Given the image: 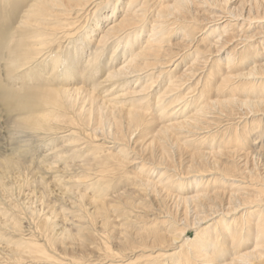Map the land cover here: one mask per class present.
I'll list each match as a JSON object with an SVG mask.
<instances>
[{
  "label": "bare ground",
  "instance_id": "bare-ground-1",
  "mask_svg": "<svg viewBox=\"0 0 264 264\" xmlns=\"http://www.w3.org/2000/svg\"><path fill=\"white\" fill-rule=\"evenodd\" d=\"M110 1L112 0H0L3 3L0 12L7 9L8 13L0 19V25L3 27L5 24L6 28H11L0 47V55L2 56L1 52L6 54L1 62L8 82L21 83L16 86L20 89H13V93L0 84L1 103L9 112L14 110L17 113L12 120L16 138V146L14 143L13 147L16 150L12 151L11 156L0 160V243H3V239L6 242L5 246L0 244V264H89L85 260V254L97 250L95 243L100 239L119 245V250L129 249L133 257L126 258L121 251L114 253L107 248L108 251H103V256L97 253L101 259L90 264H213L220 260L224 261L222 264H264L262 189H251V194L245 195L246 199H241L237 196L240 188L231 183L234 196L228 198L227 208L219 215L224 227L216 221L214 233L208 230L210 224L202 226L209 220L204 216L201 219L196 217L193 226L187 225L194 231L193 238L186 237V232L184 233L183 228L180 229V225L174 224V228L170 220L163 221L167 227L173 228V234L162 233L163 235L156 236L158 239L144 242L135 249L136 243L130 240L125 248H120L125 242L124 233L116 236L110 231H104L109 224L110 214L124 213L125 209L130 208L128 206L132 193L145 189L151 195L158 189L156 181L167 185L171 181L170 176L160 179L163 174H159L155 181L137 176V180L131 182L134 188L128 191L123 188L117 194H107L110 183L108 184L106 175L112 168L111 164L119 165L118 157L109 153L106 148L110 147L103 142L99 143L100 140L96 138L107 127L115 126V116L130 123L136 119L139 122L145 120L147 126L153 124L154 117L165 120L168 124L157 130L160 138L172 137V130L182 127L198 130L201 127L197 124L199 118H206V110H213L212 107L239 103L264 106V91L254 101L234 99V89L229 90L230 94L225 100L221 98L234 79L231 71L235 70L236 65H245L260 58L255 53L252 59L244 56V52L237 53L236 46L226 53L224 59L217 61V68L222 73L216 71L217 73L211 72L206 76V82L198 92V100H195L197 103L192 100V96L200 78L196 88L189 89L182 96L178 93L183 88L181 76L188 71L185 70L178 76L180 78L174 76L169 69L163 71L171 65L168 56L172 53L170 44H163L173 32L171 25L176 24H170L169 20L173 17L175 19L180 11L186 14L194 3L198 2L206 7L200 0H127L123 11L120 3L115 5ZM229 1H205L209 4L206 7L210 13L206 23L208 28L190 26L186 29L183 26L184 30L180 31L183 33V41L190 40L193 32L199 29L201 34L207 32L200 42L206 40L210 45L209 49L218 47L217 52H221L225 45L233 44V39L240 36L237 32L243 31L244 26L250 28L252 23L257 22L258 11L264 17V0L241 1V9L237 12L226 8ZM244 2L246 7L242 5ZM90 5L92 6L88 9ZM107 5L109 10H101ZM184 14L181 17L183 20ZM100 15L101 18L97 21L95 18ZM92 17L94 19L91 23L88 20ZM86 20L88 28L84 30ZM82 31L84 40L76 42ZM214 37L217 38L215 41ZM110 48L112 51L107 64H100ZM193 52L190 53H193L190 55L193 62L203 59L198 48H194ZM261 53L264 55V47ZM193 62L189 67L194 66ZM40 63L43 64L41 75L23 74L30 65L40 67ZM251 64L241 79L249 81L251 88L256 85L255 88L261 86L264 90V56L259 62ZM104 71V76L99 77V73ZM156 72L158 73L154 76ZM130 81L136 83L130 87ZM212 82L214 86L211 85ZM25 85L28 93L34 89L47 91L26 98L27 95H23L21 91ZM211 86L214 90H208ZM124 88L126 89L123 90ZM251 88L249 91H256ZM213 92L219 99L213 98ZM10 105L13 109L9 108ZM176 107L178 109L171 113ZM191 110L192 114L186 120L176 124L169 122ZM56 136H59V140L55 142ZM256 137L264 139V134L257 133ZM38 142L46 147L50 162L44 164L45 160H41V165L32 167L24 164L20 159L23 153L32 147L31 143L36 145ZM258 142L256 140L248 146L250 153L258 152L253 150ZM74 172H84L85 177L81 175L83 181L64 179L67 174ZM193 182L197 186L196 194L192 198L181 199L180 203L184 206L191 200H203L206 188L215 181L208 177L205 181ZM81 184L87 185L85 193L78 191ZM201 187L203 188L198 191ZM62 203L68 209L64 210ZM57 206L60 207L56 209ZM202 207L205 209L207 205ZM239 212V219L228 221ZM254 212L257 219L251 223L245 216ZM97 221L100 222L98 226ZM23 223L27 224L26 228L22 227ZM230 223L232 226L228 225ZM243 225L247 226L255 238L253 249L249 252H246L248 249L239 251V238L244 233ZM249 233L245 232V246H248V240L250 242ZM3 234L12 237L8 239ZM213 234L215 235L212 236ZM139 252L147 255L142 256L143 259L138 258L136 254Z\"/></svg>",
  "mask_w": 264,
  "mask_h": 264
},
{
  "label": "rangeland",
  "instance_id": "rangeland-1",
  "mask_svg": "<svg viewBox=\"0 0 264 264\" xmlns=\"http://www.w3.org/2000/svg\"><path fill=\"white\" fill-rule=\"evenodd\" d=\"M172 1L173 0H171V2ZM205 1L200 0V2L208 7L209 4H206ZM241 1L245 0H230L226 8L234 12L240 11ZM110 2L115 5L120 3V9L123 11L127 0H112ZM242 5L246 7L245 2ZM2 6L3 3L0 2V8ZM91 6L92 5H90L88 9H90ZM206 7H203V5L197 2V4L194 3L190 7L186 14H184V11H180L181 13L178 16H176L177 12L173 14L176 16V18H171L169 23L172 24L173 22L176 24L171 25L174 28L173 32L170 34V38H168L167 42L163 44H170L171 46L170 50L172 53L168 56L170 57L168 60H170L171 63L169 64L171 65L164 68L163 71H167L169 69L172 71L174 76L177 77L181 76L185 70L188 71V73H184L185 75L183 74L184 76H181L182 78L180 82L183 84V88L180 89L178 93H180L182 96L187 93L189 89H195L196 83L200 78L201 81L196 88L198 91L196 90L192 96L193 101L198 100V92L202 90V84L204 81L206 82V76L211 72L217 73L220 71V73H222L221 70L217 68V61L224 59L227 55L226 53H229L231 49L236 46L237 53L241 52L240 54H243L244 52L243 55L250 59H252V56L255 53L258 54L257 56L260 58L257 57L258 60L256 58L254 62L251 60L245 65L242 63L240 65L239 63L236 65L235 70L233 69L231 71L234 81L232 80L230 82L228 86L229 89L225 90V94L223 93L221 98H224L222 100H225L230 94L229 90L234 89L232 92L234 99L242 101L246 99H250L251 101L256 100L257 95L261 94L264 90H262L261 86H257L258 88H255L256 85L252 86L251 88V84L248 83L249 81L241 79V77H243L248 71V67L251 63V66L254 65V63H257V61L259 62V59L261 60V57L264 56L263 53H261V49L264 47V17L261 15L262 12L258 11L259 17L257 22L252 23L250 28L244 26V28H242L243 31L237 32V34L239 33L238 35L240 36L233 39V44L231 43L229 45H225L226 47H223L221 52H219L220 50L217 52L218 47H211V49H209L210 45L208 41L204 40L200 42V39L206 35L207 32L201 34L199 29H196V31L193 32V36H191L190 40L187 41H183V33L180 32L184 30L183 26H185L187 29L190 26H192V28H198L199 26L202 27L208 25L206 23L207 19H209L210 13ZM101 10H109V6L107 5ZM5 14H8L7 9L4 12H0V19L5 17ZM183 14L185 15L184 20L183 18L181 19ZM100 18L101 15L100 17L97 16L95 19L98 21ZM93 19L94 18L92 17L88 21L92 23ZM88 21L86 20V23ZM2 26L3 27L0 25V47L4 44V40H6V37L11 29L6 28L5 24ZM87 28L88 23L86 24L84 30ZM206 28H208V26H206ZM232 28L233 27H230V29ZM83 31L81 32V35L78 36L76 42L84 40L82 38V35H84ZM193 38L195 40H193ZM213 39L215 41L217 38L214 37ZM243 39L249 41L245 42ZM194 48H198L201 51L200 53L203 56V61L200 59L198 62H193V59L190 55H193ZM163 49L165 50V47H163ZM111 51L112 48H110L108 54L103 57L105 60L100 62V64H107V60L109 59ZM191 52L193 53L190 54ZM1 53L0 84H2V87L4 86L3 88H7L10 93H13L20 89L16 86L21 83L18 82L14 84V82H8L5 67H3V63L1 62L3 61V58L6 54L5 52ZM192 62L195 63L194 66L189 67ZM40 64V67L37 65H30L23 74L27 73L28 76L41 75L40 69H42L43 64ZM112 66L114 65L112 64ZM189 71H191V73ZM104 73L105 71L99 73V77H103ZM157 73L158 72H156L154 76ZM133 83H136V81L129 82V84H131L130 87L133 86ZM13 85L15 88H13ZM211 85L214 86V82H212ZM26 86L27 85L23 86V90H21L23 95H27L26 98H31L38 94L46 93L47 91L43 89H32L33 91L28 93V90L25 89ZM212 86L209 87L208 90H214L212 89ZM231 86H233V88ZM236 86L237 88L235 89ZM42 87L43 86L41 85L40 88ZM250 88L253 90L256 89L257 92L249 91ZM13 89H15V91H13ZM191 95L192 94H190L189 99L191 98ZM216 97L217 94L213 92V98L219 99ZM3 105L4 104L0 101V160L3 157L11 156L13 153L12 151L16 150V148L13 147V144L15 143L14 140H16V138L15 130L12 128V120L15 118L17 113L13 112L14 110H10L9 112L8 109L4 108L5 105ZM9 108L13 109V106L10 105ZM176 109H178V107L172 109L171 113ZM211 109L213 110H206V118H199L197 124H199L201 127L198 128V130L192 129L191 127H182V129L178 128L175 130L173 129L172 137L161 136L159 138L157 136V130H159L161 126L168 124L167 121L159 120L157 117H154L155 120L152 122L153 124L151 126H147L148 123L145 120L144 122H139L136 119L133 123H130L115 116V126L107 127V131H102L103 134H97L98 137L96 139L100 140L98 142H103L105 146L110 147L106 148L109 153L115 154V157H118L117 163H119V165L111 164L112 168H110V172L106 175V178L108 177V184L110 183V191H108V195H111L113 192L117 194L123 191V188L127 191L131 188H134L132 183L133 181L137 180V176L148 178L152 181H155L159 177V174H163L162 176L160 175V179H162L163 176H170L171 178L169 185H167L165 182L156 181L158 184V189L154 194L149 195L145 189L142 191H136L135 194L132 193L129 200V209H125L124 213L110 214L111 218L109 224L105 227L104 231L106 233L110 231L116 236L118 233H124L126 236L125 242L122 243L120 248H125L127 243L133 241L136 243L135 249H138V247L144 242H149L151 239H158V237H156L157 235H163L162 233L172 235L173 228L167 227V224L162 223L163 221L169 220L172 222L174 228L180 225V229L183 228L184 233L186 232V237L193 238L194 231L189 229L187 225L193 226L196 222V217H200L199 219H201V217L204 216L207 220H209L207 223L202 224V226L205 227L210 224V228L208 227V230H210L211 233H214L213 230L215 229L216 221H219V225L222 228L224 227L223 223L221 222L222 220L219 219V215L227 208L229 204L228 198L230 196H234L232 194L233 189L230 187L231 183L233 186H238L240 188V193L237 196L241 199H246L247 197L245 195L251 194V189L257 188L264 191V139L263 137H256L257 133L260 134L262 132V134H264V106H246L243 103H239L232 106L212 107ZM192 110L187 114L184 113L182 116H178L169 120V122L176 124L177 122L186 120L185 118L192 114ZM9 132L13 138H11ZM239 136H241V138H239ZM55 139V142L58 141L59 136H56ZM256 140H259L258 146H254L255 149L253 150H257L258 152L250 153L251 150L248 149V146H251V144ZM60 141H62V139ZM31 144L32 147H29L30 149H27V151L23 153L22 158H20L24 164L30 165L32 167L39 164L41 165L42 163H39L41 160H45L44 164L50 162L51 158L47 156V152L45 150L46 147L43 143L38 142L36 145H34V143ZM75 173L77 172L67 174L64 179L67 180L71 178L76 180L80 179V181H83V176L85 177L83 174L85 173ZM81 175L83 176L81 177ZM208 177L213 178V181L215 182L210 183L206 188V196L203 200H191L189 203H186V206L180 203L181 199H184L185 197L192 198L196 194L195 189L197 186H195L193 181H205V179ZM9 182L11 183V181ZM201 183L203 184L204 182ZM84 184L87 183L84 182ZM187 184L190 185L188 186ZM50 185L53 184L51 183ZM242 186H244V188H242ZM203 187L198 189V191H200ZM84 190H87V185L84 186L81 184V186H78L79 192H83ZM88 193L89 195H92L91 192ZM204 205H207V208L202 209V206ZM238 206L240 205L238 204ZM59 207L60 206H57L56 209ZM62 208H64V210L68 209L63 203ZM61 211H59L60 216H62L60 213ZM242 211L243 210H241V212ZM249 211L253 212L251 209ZM241 212H239L238 215H232L228 221L232 220L233 218L239 219ZM67 215L69 216L70 214ZM256 216V212L250 213L248 216H245V219L247 218L249 221H251V223H253L257 219ZM98 223L100 224V222H96L97 226ZM228 225L232 226L231 223ZM237 225L239 224L237 223ZM22 227L26 228L27 224L23 223ZM243 228L244 233L241 238H239V251L242 252L248 249L246 252H249L250 249H253L255 238L253 233L247 229V226L243 225ZM208 230H206V232ZM246 231L250 232V242L248 240V246L243 244L245 242L244 240H246L244 237ZM93 233L96 234L95 232ZM3 235H5L8 239L9 237H12L11 235ZM214 235L215 234L212 236ZM96 238L99 239V237ZM143 238H146V240ZM262 239L264 240V237ZM1 241L3 243L0 244L5 246L6 242L4 239ZM95 244H97V250L93 251L92 253L85 254V260H87L89 264L101 259L100 256H103V251H108V249L114 253L116 251H121L122 255L126 258L133 257L129 249L119 250V245L115 246L110 240L100 239ZM97 253L101 255L99 256ZM136 255L138 258H142V256H146L147 254H142L139 252ZM201 262L203 263L204 260ZM223 262L224 261L220 260L219 262H214L213 264H222ZM254 264L259 263L255 262Z\"/></svg>",
  "mask_w": 264,
  "mask_h": 264
}]
</instances>
